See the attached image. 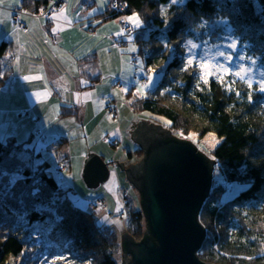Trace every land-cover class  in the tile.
I'll return each mask as SVG.
<instances>
[{"label":"trees","instance_id":"trees-1","mask_svg":"<svg viewBox=\"0 0 264 264\" xmlns=\"http://www.w3.org/2000/svg\"><path fill=\"white\" fill-rule=\"evenodd\" d=\"M48 3L23 0L33 13ZM133 13L145 31L135 38L138 51L145 65L162 76L145 95L127 92L130 109L163 116L176 133L202 137L209 132L221 138L211 150L213 172L217 170L221 180L212 174L210 192L198 213L205 236L197 256L214 264H264V92L234 75L225 76L223 83L210 77L198 85V66L185 68L183 54L184 41L195 37L202 24L224 30L210 32L216 39L230 26L239 46L258 56L264 67V5L258 0H113L87 19ZM7 47L0 43V56ZM62 107V115L77 114L75 108ZM28 150L14 136L0 139V264H22L17 259L28 246L43 263L121 264V237L98 224L90 208L71 201L40 150ZM126 211V233L142 237L143 206Z\"/></svg>","mask_w":264,"mask_h":264},{"label":"rangeland","instance_id":"rangeland-1","mask_svg":"<svg viewBox=\"0 0 264 264\" xmlns=\"http://www.w3.org/2000/svg\"><path fill=\"white\" fill-rule=\"evenodd\" d=\"M55 1L40 5L37 12L48 10ZM64 1V13L57 11L49 18L24 8L23 0L0 2V43L8 45L7 52L0 56V139L14 136L30 150H40L41 159L49 163L48 170L69 191L71 201L90 208L98 224L111 227L122 237L126 232V209L141 205V195L127 179L126 172L118 166L123 164L127 168L143 157V150L133 138V130L139 126V121L170 130L173 136L193 143L208 158H211V150L221 138L209 132L202 137L194 133H176L168 128L163 116L146 111L133 112L127 104L126 94L132 91L141 96L136 88L148 81L140 83L139 80L148 76V70L152 69L145 65L135 41L145 32L143 22L139 27L132 24L131 32L121 34V19L131 15L101 21L87 19L105 11L113 0ZM183 1L176 0V3ZM20 6L23 8L20 18L27 29L17 28L11 19L12 12ZM201 26L194 31L195 37L184 41V59L190 55L196 61L210 59L211 63L223 64L233 73L243 65L251 69L245 74L244 81L261 89L264 67L258 56L246 54L245 49L239 46V41L231 35L230 26L226 24L225 36L217 39L210 32H224L222 28H211L210 31L205 25ZM189 41L197 47L192 49ZM233 41L236 42L235 49L228 47ZM133 46L135 51H128ZM217 52L230 53L233 60L227 61L216 55ZM241 56L245 59H240ZM197 69L200 74L199 67ZM26 75L39 78L26 81ZM152 75L153 83L143 89L144 95L154 90L162 76L160 71ZM114 77H119L120 85L112 83ZM211 77L217 78L216 75ZM125 88L128 90L121 91ZM77 93L80 95H75ZM107 101L119 109L114 120L107 116L104 105ZM62 106L75 108L77 114H60ZM55 138L65 142H51ZM90 153L100 155L105 161L113 160L116 164V167L113 163L108 165V178L93 189L86 186L82 177L84 162ZM62 164L64 168L59 172ZM213 173L216 181L221 180L217 170ZM123 191L127 193L125 197L121 195ZM98 198L104 201L103 208L90 205ZM122 254L119 256L121 264ZM17 261L22 264H49L43 263L42 258L38 260L37 250L30 246Z\"/></svg>","mask_w":264,"mask_h":264},{"label":"water","instance_id":"water-1","mask_svg":"<svg viewBox=\"0 0 264 264\" xmlns=\"http://www.w3.org/2000/svg\"><path fill=\"white\" fill-rule=\"evenodd\" d=\"M264 5V0H258ZM140 120L133 138L143 157L127 168V179L140 192L146 230L139 241L124 232L122 264H214L197 256L205 236L198 213L208 196L216 161L190 141L177 138L160 125ZM109 176L107 162L90 153L83 180L97 188Z\"/></svg>","mask_w":264,"mask_h":264},{"label":"snow or ice","instance_id":"snow-or-ice-1","mask_svg":"<svg viewBox=\"0 0 264 264\" xmlns=\"http://www.w3.org/2000/svg\"><path fill=\"white\" fill-rule=\"evenodd\" d=\"M0 2H2V0H0ZM173 3H176V0H173ZM64 9H60V13L63 14L64 13ZM125 19H127L128 21H130L135 27H139L140 26V19L139 17L133 13L131 16L126 17ZM53 31H56V29L54 28ZM121 34H123V30L121 31ZM188 44L190 45V47L192 49H195L197 47L196 44L192 43L191 41L188 42ZM166 47H170V45H165ZM229 48L231 49H235L236 48V42L233 41L231 44L228 45ZM128 51H135V47H131L128 49ZM216 55H219L221 57H223L225 60L227 61H232L233 60V56L230 53H224V52H217ZM240 59H245V57L241 56ZM198 64V67L200 69V76H199V80H198V85L200 81H203L205 84H207L209 82V77L216 75L217 78L221 81V83H223L224 80V75L228 74V75H235L237 77H239L241 80L246 79V73L250 72L251 69H247L245 68V66L240 65L239 70L235 71L234 73L230 71V69L226 66H224L223 64H213L211 63L210 59H203L200 61H196L195 57L193 56H189L187 58V60L185 61V68H187L188 66H193ZM149 74L147 76V84H140L137 88L136 91L137 93L143 95V89L147 88L149 85H151L153 83V73L156 72V69H149L148 70ZM39 77H30L28 75H26L24 77V79L26 81L31 80V79H38ZM83 83V81H82ZM128 89H121V91H127ZM261 91H264V81H261ZM34 95H39V93H34ZM77 96H79L80 94L77 93L75 94ZM85 95H90V94H85ZM249 99H251V97L249 96ZM52 264H54V261L52 262Z\"/></svg>","mask_w":264,"mask_h":264},{"label":"built area","instance_id":"built-area-1","mask_svg":"<svg viewBox=\"0 0 264 264\" xmlns=\"http://www.w3.org/2000/svg\"><path fill=\"white\" fill-rule=\"evenodd\" d=\"M65 5V1L64 0H56L55 3H53L49 8L48 10L45 9V11H39V12H36V13H39L42 17H45V18H49V16L57 11H60V9H62ZM114 7H117V4H114ZM23 11V8L18 7L16 8L11 15V19L14 23V25H16L17 28H21V29H27L26 27V23L20 18V15ZM121 26H122V30H123V33L124 34H127L128 32H131L132 30V23L130 21H128L127 19H121ZM116 44L113 43V46H115ZM132 57V56H131ZM145 81H147V76H142L139 80V82L141 83H145ZM114 85H120V79L119 77H114L113 79V82H112ZM105 110H106V113H107V116L114 120L116 119L117 117V114L119 113V109L116 107V106H113V103L111 101H107L105 102ZM107 164H111L113 163L116 167V164L113 160H108L106 161ZM63 164L59 166L58 168V171L60 172L61 170H63ZM123 197H125V193L122 192L121 194ZM90 205L92 206H97V207H100V208H103L104 207V201L101 199V198H98L96 200L93 201V203H91Z\"/></svg>","mask_w":264,"mask_h":264},{"label":"bare ground","instance_id":"bare-ground-1","mask_svg":"<svg viewBox=\"0 0 264 264\" xmlns=\"http://www.w3.org/2000/svg\"><path fill=\"white\" fill-rule=\"evenodd\" d=\"M114 79V78H113ZM109 165V164H108ZM109 167V166H108ZM64 168V167H63ZM62 171V170H61ZM60 171V172H61ZM124 193H125V196L127 195V193H126V191H123ZM122 194V193H121ZM125 202H126V200H124ZM140 204L141 205H138L137 207H140V206H142V203L140 202ZM141 238H137V239H135V241H139Z\"/></svg>","mask_w":264,"mask_h":264}]
</instances>
